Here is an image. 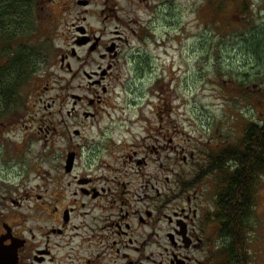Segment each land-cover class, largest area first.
<instances>
[{"label": "flooded vegetation", "instance_id": "af4514ba", "mask_svg": "<svg viewBox=\"0 0 264 264\" xmlns=\"http://www.w3.org/2000/svg\"><path fill=\"white\" fill-rule=\"evenodd\" d=\"M68 1V5L75 4L69 7L75 43L69 54L56 58L54 68L70 72L74 79L84 73L92 94L75 93L82 86L73 87L74 80L67 85L65 78L57 77L58 98L53 103L59 101L61 107L54 116H41L37 127L30 113L32 93L24 100L19 94L20 83L31 73L21 75L19 70L24 35L16 11L12 31L8 30L11 34L0 36V51L5 56L0 57V65L6 69L0 73L5 76L0 81V264H257V246L260 242L264 246V231L258 232L255 220L259 177L246 174L247 178L238 180L244 194L236 207L227 194L230 178L242 167L239 161L220 156L214 167L219 183L213 177L205 189L202 173L191 170L195 158L191 151L169 148L176 155L174 161L160 164L151 158L165 151L162 138L167 133L163 131L159 132L161 145L139 143L133 149L122 144L118 150L110 128L99 131L92 140L86 135L85 127L94 128L99 119L110 118L105 115L109 91L105 84L118 74L115 68L122 45L129 39L134 2L127 0L125 8L120 0ZM33 3L44 11L61 0ZM6 4V0L0 1L1 16ZM77 7L82 11L75 14ZM96 21L104 30L94 26ZM116 22L120 28L128 25L113 31L112 38L105 41L108 25ZM75 47L86 49L85 60ZM45 60L44 55L34 82L39 73L44 75ZM74 61L79 62L78 68ZM84 64L97 68L88 72ZM100 88V92L94 90ZM48 93L47 83L36 89L35 108L44 104L49 111L54 108L46 98ZM70 103L72 108L65 110ZM52 117L69 146L55 170L43 154L38 166L41 172L35 171L36 165L29 160L30 141L36 133L40 142L48 138L45 134L49 133L48 121L54 123ZM114 123L111 119L110 125ZM181 154L189 168L181 167ZM206 157L213 166V159Z\"/></svg>", "mask_w": 264, "mask_h": 264}, {"label": "rangeland", "instance_id": "374dc122", "mask_svg": "<svg viewBox=\"0 0 264 264\" xmlns=\"http://www.w3.org/2000/svg\"><path fill=\"white\" fill-rule=\"evenodd\" d=\"M120 1L127 8V0ZM120 1L116 0L117 3ZM132 1L134 5L130 8L134 11L129 22V39L122 45L115 68H118V74L105 84L109 90L105 98L108 109L105 115L110 118L99 119V124L94 128L89 125L84 131L92 140L99 136V131L110 128L117 140V150L122 144L133 149L140 146L139 143L155 146L162 137L159 132L163 131V134L167 133L162 138L165 151L152 154L151 158L160 164L166 160L174 161L176 155L169 148L191 151L195 155L191 170L202 173L205 178L203 188L208 189L213 177L216 178L214 183H219L214 167L220 152L230 147L240 148L246 127L264 121V0ZM68 2L61 0L43 11L33 0H20L23 22L18 25L20 34L24 35L20 47L31 52L33 64L38 67L20 83L19 94L21 99L24 96L26 99L32 93L30 113L35 116L36 127L41 116H54L61 107V102L53 103L58 98L57 77L65 78L67 85L74 80L73 87L82 86L75 93L92 94L90 79L84 73L74 79L75 75L70 72L54 68L56 58L60 60L61 53L69 54L75 43L70 34L73 14L69 11L75 4L68 5ZM100 8L97 7V13ZM80 9L82 11L77 7L75 14L80 13ZM4 21L0 15V36L12 31V25L2 26ZM94 26L104 30L100 21ZM126 26L120 28L117 22L110 23L105 41L112 38L113 31L124 30ZM75 49L85 60L86 49ZM44 55L47 63L44 75L39 76V73L34 82V73L40 70ZM143 56L145 67L140 65ZM0 57L5 58L1 51ZM94 58L98 64L101 62L98 56ZM74 66L78 68L79 62L74 61ZM96 68L97 65L84 64V70L88 72ZM4 71L6 69L0 65V73ZM44 83L49 88L46 98L52 104L51 108L54 107L50 111L47 104L37 108L33 105L37 98L35 91ZM94 90L100 92L101 88ZM67 94L70 96L71 93ZM71 108L70 103L64 109ZM52 119L54 123L48 121L49 133L45 134L48 138L40 142L36 133L30 141L33 149L29 160L36 165L35 171H40L38 166L43 154L49 157L54 169L62 162V152L69 146L65 134H58L59 122L55 117ZM111 119L115 121L112 126ZM206 156L213 159V166ZM182 157L183 154L179 157L181 167L189 168ZM258 177L260 201L255 220L258 232L262 234L264 173ZM35 183L39 184V180ZM257 247V264H264V246L260 242Z\"/></svg>", "mask_w": 264, "mask_h": 264}, {"label": "trees", "instance_id": "16d2710c", "mask_svg": "<svg viewBox=\"0 0 264 264\" xmlns=\"http://www.w3.org/2000/svg\"><path fill=\"white\" fill-rule=\"evenodd\" d=\"M6 2L7 4L3 7L2 10V17L5 18L4 24L2 26L5 27H7L8 25L13 26V23L15 22V20L13 19V14L15 13V11L19 15L23 16V7L20 3V0L19 3H17L15 0H6ZM22 22L23 19L21 21H18V24H20L21 26ZM3 33L11 34L8 31H6V33ZM20 48V73L21 75L24 72L30 74L33 68L37 69L38 66L36 64H33L31 52H27V49L24 46H21ZM143 58L144 59L140 63V65L142 67H145V57L143 56ZM1 77L5 78L4 75L1 76L0 74V81ZM4 91L7 92L6 89ZM223 155L227 156L228 158L236 159L242 165V167L238 170V173L230 178L231 185L229 186V189L227 191V194L230 196L231 201H235L236 207L240 200L243 199V196H241L240 194H244V190L240 189V183L238 182V180L243 179L245 176L247 178L246 174H248L250 178H255L259 175L261 176L264 173V121L262 120L258 123L248 125L245 129L241 147L226 148L220 152V156ZM217 167L220 168L221 166Z\"/></svg>", "mask_w": 264, "mask_h": 264}]
</instances>
